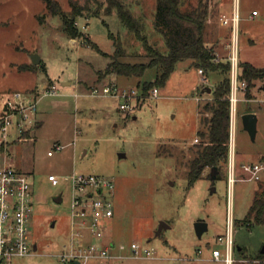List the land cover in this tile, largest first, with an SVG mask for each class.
Returning <instances> with one entry per match:
<instances>
[{
	"label": "rangeland",
	"instance_id": "374dc122",
	"mask_svg": "<svg viewBox=\"0 0 264 264\" xmlns=\"http://www.w3.org/2000/svg\"><path fill=\"white\" fill-rule=\"evenodd\" d=\"M56 1L70 12V0ZM122 1L143 23L149 43L165 50L153 24L155 0ZM182 1L183 7L199 1L207 6L205 40L223 59L231 53L230 18L238 11V62L264 66V0ZM99 2L90 1V10L76 18L81 34L70 37L61 16L49 12L43 0H0V103L10 91L19 90L36 99L43 119L24 139L15 140V126L8 132V162L30 174L32 252L2 264H67L60 254L69 245L73 173L98 174L114 184L113 215L105 221L101 242L124 243V250L115 251L127 256L111 259L110 264H225V243L218 236H225L229 228L233 264H260L264 221H254L249 210L264 181L241 179L244 174L238 170L230 186L224 163L214 179L210 167H205L201 177L188 184L187 164L198 136L200 106L212 98V92L202 90L214 88L230 72L202 74L191 59L178 61L165 84L156 86V97L143 102L140 96L132 97L131 104L137 106L120 109L124 97L91 90L114 83L120 92L141 93L140 84L153 80L156 68H146L141 76L105 73L115 51L110 34L120 36L126 52L120 60L146 62L148 57L116 11L105 13V0ZM96 9L99 15H93ZM32 53L40 57L37 64L31 61ZM50 84L56 86L53 94L44 90ZM238 96L233 142L240 165L264 157V77L246 84ZM247 109L257 113L254 139L241 120ZM55 144L64 147L56 151ZM48 150L54 153L48 155ZM50 173L57 176V184L48 180ZM58 194L61 201L55 200ZM200 220L207 227L198 235L194 224ZM161 222L167 226L157 234ZM133 241L140 246L138 256L131 255ZM143 248L152 254L145 255ZM214 248L221 252L219 259L212 254Z\"/></svg>",
	"mask_w": 264,
	"mask_h": 264
},
{
	"label": "built area",
	"instance_id": "2783aa9c",
	"mask_svg": "<svg viewBox=\"0 0 264 264\" xmlns=\"http://www.w3.org/2000/svg\"><path fill=\"white\" fill-rule=\"evenodd\" d=\"M253 14L256 11L252 12ZM225 17V16H223ZM222 17V19H223ZM238 11L230 18L232 28L231 53L226 57L230 62V139L227 159V178L232 186L237 171L244 176L241 179L264 181V159L255 162H243L237 165L235 159V148L233 142V128L237 103L240 100L238 93L243 91L246 81L239 79V62L237 59V28L239 22ZM215 60H222L215 53ZM198 71L203 74V69ZM45 93L56 92L55 84L46 85ZM91 93L98 95L111 94L124 97V102L119 105L120 109L131 110L135 104L130 99L142 96L141 93H130L125 90L119 91L116 84L94 87ZM158 88L155 86L147 96L156 97ZM146 97V98H147ZM36 99H28L19 91H10L0 104V264L7 261L14 255H27L32 252L31 237L29 233V220L32 214V187L30 174L8 162L6 147L9 145L8 132L11 126H15L16 139L23 132H30L36 127L37 113ZM198 141V137L194 138ZM12 142V140H11ZM62 144H55L54 150H61ZM54 150H48L47 154L52 155ZM48 180L53 184L58 183L55 174L50 173ZM72 186L71 196V219L68 250L60 254V260L67 264H110L111 259L126 257L118 254L115 249L124 250L127 246L124 243L117 244L115 241L102 243L105 235V221L113 215L112 194L114 184L111 179L94 173H73L70 176ZM218 240L225 243L224 263L233 264V239L231 228L227 229L225 236L219 235ZM34 245V249H36ZM66 247V246H65ZM139 244L131 242L129 245L131 255L138 256L140 253ZM145 255H151L153 250L143 248ZM212 254L219 259L220 250L214 248Z\"/></svg>",
	"mask_w": 264,
	"mask_h": 264
},
{
	"label": "trees",
	"instance_id": "16d2710c",
	"mask_svg": "<svg viewBox=\"0 0 264 264\" xmlns=\"http://www.w3.org/2000/svg\"><path fill=\"white\" fill-rule=\"evenodd\" d=\"M43 1L49 12L61 16L63 27L70 37L81 34L76 25V18L83 15L84 10H90V1L102 4L99 0H86L84 5H80L76 0H70V12L66 13L61 10L56 0ZM105 3V13L116 11L121 23L142 42L144 53L148 57L146 62L132 63L120 60L121 56L126 55L125 49L121 46L120 36L110 34L114 39L115 51L110 55L105 73L141 76L146 68H156L154 79L140 84L142 102L153 87L165 84L178 61L191 59L192 63L202 68L205 73L219 69L222 72H230V62L227 59L215 60V47L205 40L208 10L201 1L197 5L183 7L182 0H155L153 24L164 40L165 50L149 43L143 33V23L122 0H105ZM92 12L93 15H99L98 9ZM239 67V79L246 81L248 87L254 79L264 77V66L258 67L248 61H239ZM211 92L212 98L200 106L202 116L197 131L198 141L190 148L192 156L187 164L189 185L201 177L205 167L215 166L217 177L228 159L231 121L230 77L225 76L211 88ZM245 95L249 98V91ZM28 136L29 132H23L19 140ZM249 214L256 222L264 221V189L262 192H255ZM241 249L242 247L239 250ZM257 257L260 264H264V251H260Z\"/></svg>",
	"mask_w": 264,
	"mask_h": 264
},
{
	"label": "water",
	"instance_id": "95a60500",
	"mask_svg": "<svg viewBox=\"0 0 264 264\" xmlns=\"http://www.w3.org/2000/svg\"><path fill=\"white\" fill-rule=\"evenodd\" d=\"M40 60V57L38 54L36 53H32L31 55V61L33 64H37ZM202 91H206V92H211V88L209 86H206L205 89H203ZM241 120H242V124L244 129L249 133L250 137L252 139H254L255 134H256V130H257V114L256 112L253 111H248V112H244L241 114ZM123 155V154H120ZM210 177L212 179H214L216 177L217 174V168L215 166L210 168ZM62 196L61 194H58L55 197L56 201H61ZM167 225L164 222H161V224L158 226L156 233L159 234L162 230L163 227H166ZM195 226V230L197 232L198 235H200L207 227V223L204 221H197L194 224ZM36 247V246H35ZM238 250L240 249V247H237ZM262 251H264V249H262ZM75 264H77V262H75Z\"/></svg>",
	"mask_w": 264,
	"mask_h": 264
},
{
	"label": "crops",
	"instance_id": "0c3cea01",
	"mask_svg": "<svg viewBox=\"0 0 264 264\" xmlns=\"http://www.w3.org/2000/svg\"><path fill=\"white\" fill-rule=\"evenodd\" d=\"M253 11H255V10H253ZM217 53V52H216ZM218 54V53H217ZM219 55V54H218ZM226 59V57L224 58V59H222V60H225ZM64 83H66V81H64ZM26 97L28 98V99H34L33 97H30V96H27L26 95ZM1 104V103H0ZM254 112H256V111H254ZM257 114V113H256ZM235 117H236V115H235ZM42 116L40 115V113H39V110H37V113H36V127H39V126H41V124H42ZM16 167H18V166H16ZM18 168H20V167H18ZM21 169V168H20Z\"/></svg>",
	"mask_w": 264,
	"mask_h": 264
}]
</instances>
